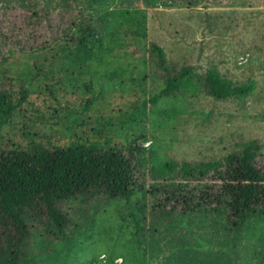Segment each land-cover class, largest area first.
Here are the masks:
<instances>
[{
	"label": "rangeland",
	"instance_id": "obj_1",
	"mask_svg": "<svg viewBox=\"0 0 264 264\" xmlns=\"http://www.w3.org/2000/svg\"><path fill=\"white\" fill-rule=\"evenodd\" d=\"M37 8L137 11L132 13L144 20L146 39L176 67L190 65L195 75L215 69L234 84L253 79L255 87L246 96L224 99L189 87L185 94L160 96L146 105L143 117L125 121L133 107L163 87L148 46L127 34L128 47L110 44L105 62L63 75L54 95L32 91L28 101L35 109L27 106L25 120L15 115L3 126L0 149H62L73 136L66 129L67 112L75 111L76 135L106 134L123 154L130 149L134 157L143 156L151 171L165 162H220L251 139L260 143L256 162L264 165V0H0V20L4 12L11 18ZM138 202V196L87 205L62 201L69 217L64 234L47 227L45 215L37 218L26 258L30 264H89L103 254L101 264H117L116 258L120 264H264V215L246 218L233 233L223 215L154 216L134 209Z\"/></svg>",
	"mask_w": 264,
	"mask_h": 264
},
{
	"label": "trees",
	"instance_id": "obj_2",
	"mask_svg": "<svg viewBox=\"0 0 264 264\" xmlns=\"http://www.w3.org/2000/svg\"><path fill=\"white\" fill-rule=\"evenodd\" d=\"M132 12L37 8L11 18L4 12L0 20V130L15 115L25 120L27 106L35 109L28 101L32 91L42 88L54 95L63 75H76L81 66L100 65L107 60L110 44L126 48L130 36L136 44L148 46L162 73L163 87L133 107L125 121L143 117L146 105L160 96L185 94L189 87H200L214 99L243 97L254 89L253 79L234 84L215 69L195 75L190 65L176 67L157 43L146 39L144 20L135 19ZM115 13L123 15L122 19L111 21ZM11 58L14 64L9 63ZM71 113L66 115V129L73 130V136L62 149L57 144H50L52 149L24 150L14 144L0 149V264H30L27 241L35 220L43 215L47 227L63 235L69 222L61 208L65 200L87 205L94 200L128 202L138 196L133 206L137 211L147 209L154 216L175 212L223 215L233 233L246 218L264 215V165L256 162L261 147L257 139L242 143L220 162H165L151 171L143 156L134 157L130 149L123 154L106 134L98 132L94 139L76 135L71 120L76 112ZM24 130L22 135H27Z\"/></svg>",
	"mask_w": 264,
	"mask_h": 264
},
{
	"label": "built area",
	"instance_id": "obj_3",
	"mask_svg": "<svg viewBox=\"0 0 264 264\" xmlns=\"http://www.w3.org/2000/svg\"><path fill=\"white\" fill-rule=\"evenodd\" d=\"M97 259H98V260H96V261H92V262H90V264H101L102 262L105 261V258H104V255H103V254L100 255ZM114 262L117 263V264H120V263H121V258H116V259L114 260Z\"/></svg>",
	"mask_w": 264,
	"mask_h": 264
}]
</instances>
